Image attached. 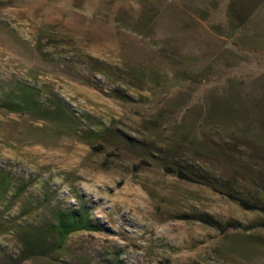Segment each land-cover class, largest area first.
Masks as SVG:
<instances>
[{"label":"rangeland","instance_id":"obj_1","mask_svg":"<svg viewBox=\"0 0 264 264\" xmlns=\"http://www.w3.org/2000/svg\"><path fill=\"white\" fill-rule=\"evenodd\" d=\"M227 191L264 204V0H0V264H264Z\"/></svg>","mask_w":264,"mask_h":264},{"label":"trees","instance_id":"obj_2","mask_svg":"<svg viewBox=\"0 0 264 264\" xmlns=\"http://www.w3.org/2000/svg\"><path fill=\"white\" fill-rule=\"evenodd\" d=\"M165 168L175 174L177 177L184 180H205L209 181L206 175L202 173H197L192 170L185 169L183 167L166 165ZM227 194L230 198L237 200L244 208L247 209H259L264 211V204H259L256 202H249L248 200L235 195L232 192L227 191ZM91 228V223L89 222V217L85 209L80 211H71L64 218L59 215L57 220L56 229L59 232L60 238H63L66 233L77 230V229H89Z\"/></svg>","mask_w":264,"mask_h":264}]
</instances>
